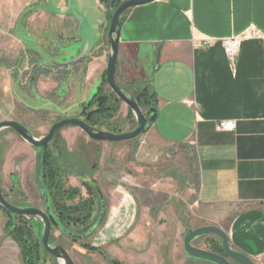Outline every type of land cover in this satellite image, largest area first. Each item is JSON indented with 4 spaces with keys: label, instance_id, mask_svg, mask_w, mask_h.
<instances>
[{
    "label": "crops",
    "instance_id": "crops-1",
    "mask_svg": "<svg viewBox=\"0 0 264 264\" xmlns=\"http://www.w3.org/2000/svg\"><path fill=\"white\" fill-rule=\"evenodd\" d=\"M64 2L52 5L58 9ZM74 2L91 50L69 67L43 69L62 74L56 89L66 95L67 118L83 120L81 107L105 74L109 11L98 0ZM73 21L72 40L80 44ZM120 24L116 84L130 94L148 86L155 119L130 142L98 143L70 127L58 134L65 151L51 149L64 157L58 163L69 174L67 186L85 197L81 182L90 174L106 215L82 243L100 253L56 230L51 244L63 246L74 264H200L183 250L177 259L169 235L214 226L226 233L232 250L264 264V0H155L127 11ZM229 38L240 40L234 66L221 46ZM125 109L122 120L128 122ZM220 121L233 122V131H219ZM0 179L3 193L12 189L24 205L43 209L34 166L3 165ZM6 222L0 211V264H24L5 236ZM155 236L165 237L155 242ZM44 263L59 264L49 257Z\"/></svg>",
    "mask_w": 264,
    "mask_h": 264
},
{
    "label": "rangeland",
    "instance_id": "rangeland-1",
    "mask_svg": "<svg viewBox=\"0 0 264 264\" xmlns=\"http://www.w3.org/2000/svg\"><path fill=\"white\" fill-rule=\"evenodd\" d=\"M40 2L53 7L54 0H0V122L16 121L27 128L36 139L45 136L54 123L71 119L67 118L69 112L67 113L65 107L66 95L56 89L62 74L45 71L42 68L43 63L51 65L54 61L76 56L80 51L79 44L73 43L72 40L75 36L73 19H62L43 12H35L20 19L26 9L37 6ZM53 8L58 14L68 11L65 2L58 9ZM108 25L107 21V31ZM120 106H123L122 113L118 112L113 125L122 130V133L129 132L135 128V118H129L128 122L122 120L126 109L125 105ZM80 118L84 119L82 116ZM1 145H5L4 157L6 160L8 158V161L3 164L0 158V167L24 166L32 170L35 152L32 154L19 137L9 130L1 131ZM1 185L0 179V187ZM192 189H195L194 176ZM29 197L36 199L30 191ZM32 203L35 205L33 200ZM163 237L165 236H155L154 241ZM183 237L169 235L172 241L170 245L176 248L172 254L177 259L181 257L183 250ZM209 239L218 240L215 237H206L197 239L192 244L196 248L208 250ZM149 256L152 257V254Z\"/></svg>",
    "mask_w": 264,
    "mask_h": 264
},
{
    "label": "water",
    "instance_id": "water-1",
    "mask_svg": "<svg viewBox=\"0 0 264 264\" xmlns=\"http://www.w3.org/2000/svg\"><path fill=\"white\" fill-rule=\"evenodd\" d=\"M155 0H125L120 6L113 12L108 25V31L106 33V39L109 44V54L107 58V64L105 69V81L108 90L125 105L128 110L131 111L135 118V128L129 132L121 134H113L104 132L95 128H92L86 124L83 120L76 118L63 119L54 123L47 134L39 139L34 138L27 128L16 121H4L0 122V131L9 130L13 132L22 141L31 146L34 150L41 149L44 146L50 144L54 137L58 135L65 128H76L80 130L88 139L98 143H121L130 142L142 135L146 128V124L153 122L155 119V110H150V116L146 118L135 100L132 98L129 91L119 87L115 81V68L118 57V45L120 36V18L124 12H127L135 7L147 5ZM68 11L65 14H58L51 5L40 2L37 6L30 7L22 14V19L30 13L45 12L53 16L70 17L73 18L79 24L78 34L82 39V43L79 44L80 51L72 59L65 61H54L53 64H44L42 68L57 69L62 67H69L76 61L84 58L91 50L92 38L86 39L89 35V29L84 17L78 12V8L74 0H68ZM86 35V36H85ZM97 39V38H96ZM94 39V41H96ZM22 43V42H21ZM23 44V43H22ZM41 171V154L35 155L34 163V180L37 191L43 201V209L28 207L19 208L11 205L4 197L2 189L0 187V207L14 216H20L24 218L33 219L37 229V235L40 238V244L42 251L50 258L56 260L59 264H74L67 251L61 245H53L50 241V234L52 230L59 231L64 235L59 224L56 222L52 214L50 213L48 199L42 195L43 186L40 178ZM97 225L93 226L92 230H95ZM66 236V235H64ZM67 237V236H66ZM206 237H215L219 240L221 247V254H216L205 249L196 248L193 246V242L197 239ZM182 248L184 254L191 260L207 262L209 264H254L245 255L236 252L231 249L228 243V237L225 232L214 226H205L187 231L182 239Z\"/></svg>",
    "mask_w": 264,
    "mask_h": 264
},
{
    "label": "trees",
    "instance_id": "trees-1",
    "mask_svg": "<svg viewBox=\"0 0 264 264\" xmlns=\"http://www.w3.org/2000/svg\"><path fill=\"white\" fill-rule=\"evenodd\" d=\"M98 1L108 9L107 21L109 22L113 12L125 0ZM125 13L122 14L120 22ZM31 14L33 13L27 16ZM105 87V74H103L95 93L83 106L81 116L84 118L83 121L92 128L113 134H121L123 131L118 130L113 125L121 102L109 90H106ZM131 96L146 118H148L150 116L149 111L155 110L154 94L148 86L133 91ZM128 116L129 118H133L130 110H128ZM110 126L112 128H109ZM52 146L55 147L54 149H63L65 151V146L59 135H56L47 146L35 149V154H41L40 178L43 186L42 195L48 199L50 213L59 224L61 232L72 242L79 243L81 247L88 251L100 253L99 250H95L82 243L85 239L91 237L95 230L103 223L106 215L105 200L99 187L91 179L90 174H86L88 178L81 182V187L85 190V197L82 196L80 189L67 186L69 174L58 163V160L64 161V157H55L54 150L51 149ZM66 161L71 165L69 158H66ZM3 195L11 205L19 208H28V206L17 200V198H22V196L14 192V190L11 189L8 193H3ZM0 211L7 218L4 227L5 236L9 237L18 246L23 263L45 264L44 261L49 256L42 251L34 220L14 216L1 207ZM95 224L97 225L96 229L91 231ZM50 241H53L52 232L50 234ZM207 245L208 251L216 254L222 253L218 241L209 239L207 240ZM191 261L195 262V260ZM111 264L117 263L111 262Z\"/></svg>",
    "mask_w": 264,
    "mask_h": 264
},
{
    "label": "built area",
    "instance_id": "built-area-1",
    "mask_svg": "<svg viewBox=\"0 0 264 264\" xmlns=\"http://www.w3.org/2000/svg\"><path fill=\"white\" fill-rule=\"evenodd\" d=\"M221 46L224 50L228 63L231 66H234L240 51V40L237 38L225 39L221 41ZM217 129L223 132H232L234 124L230 121H220L217 124Z\"/></svg>",
    "mask_w": 264,
    "mask_h": 264
}]
</instances>
